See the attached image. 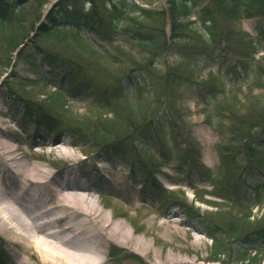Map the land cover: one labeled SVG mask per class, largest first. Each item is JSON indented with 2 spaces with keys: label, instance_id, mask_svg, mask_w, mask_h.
<instances>
[{
  "label": "rangeland",
  "instance_id": "rangeland-1",
  "mask_svg": "<svg viewBox=\"0 0 264 264\" xmlns=\"http://www.w3.org/2000/svg\"><path fill=\"white\" fill-rule=\"evenodd\" d=\"M105 1L107 2V0H99L98 5L101 7ZM136 1L140 4H145L157 14V18L152 21L153 26L165 27L167 34H171L172 20L169 0ZM42 2L43 0H34L26 8V24L23 32L28 34V38L32 37L31 31L36 29L40 17L47 9V5L43 7ZM188 2L193 8V14L189 18L190 21L196 19L198 11L212 5V0H188ZM253 12L255 13L253 17H242L237 21L222 23L224 35L235 33L231 40V43L234 42L233 46L235 48L238 46L236 37H241V30L249 32L255 39L259 38L261 27H264V8L261 9L258 6H254ZM182 21H185V19H182ZM198 26L206 32L203 23L199 22ZM104 27L100 29L99 34L89 33L88 37L91 35L92 40H96L99 46L105 47L104 49L110 45L111 52L118 55L120 60L119 64L106 65L103 63L98 68L92 69L94 75L91 78L97 85L105 88L109 83L113 84L115 82L113 75L116 74V70L127 68V76L130 73L136 74L129 82L141 81L146 90L149 88L152 90L150 95L154 99L157 97L156 95H162L164 98L169 97L171 88L168 89L167 86H162L164 78L161 75L162 72H166L168 66L180 61V56L164 55L158 57L154 64L157 70L154 68L149 74L144 70L146 69L145 64H143V61L145 62L144 50L140 46L129 42L128 38L115 35L109 31L110 29L107 26ZM125 27L122 26L121 29ZM37 43L44 47L55 46V41L49 39H40ZM222 43L226 46L225 42ZM200 44L202 42L197 40V45ZM197 45L192 46L190 51L194 52ZM256 45L260 52L256 57L264 55V42ZM59 48L57 45L55 46L57 52ZM17 51L18 49L12 53L11 59L6 58L0 62V83L5 75H10L0 87V127L7 132V138L14 145L21 144L26 151L29 150V147L38 151L43 149L44 144L52 145L51 143L54 140V142L60 143L64 141L67 143L66 146L75 153L78 160H73L66 155L46 153L43 156L31 157L32 161L43 165L51 172L62 175L68 174L69 176L65 177V181L75 177L79 181L89 184L94 190L93 193L99 203V207L107 215L114 216V221L124 222L131 234L150 246L146 254H141L127 245L122 246L112 240L108 241L105 244L102 256L106 264H264V247L262 249L260 247L255 248L254 244L257 243L253 241L248 244L242 243L249 233L258 231L264 226V204L254 207L249 219L241 220L240 226L244 228L242 230L243 240L241 239V243L236 242V240L231 243L230 241L232 240L230 239L232 238L226 235V239L230 240V246L235 251H240L241 248L242 252H248V256L256 257L257 260L254 263L251 259L236 261L234 253L228 249L227 252L216 257L212 252V241L206 235L207 229H209V224L207 223H212V225L223 224L226 226V230L230 229L232 226L229 225L228 221L236 222L239 218L237 210L232 208L231 203L211 196L206 197L207 200L215 202V204L214 206L197 204L201 212L199 215L206 222L203 224L200 219L186 216L182 208L173 205L169 201L170 198H181L182 203L190 205L194 200L193 185L201 192L212 190V186L203 176H198L196 171L193 172L187 168L180 172V163L176 161L177 150L171 142L170 128L166 120L161 121L165 128L160 131L159 136L156 131L152 132L156 136V141H148L144 133L139 135L138 132L123 130L117 124L116 117L109 114L106 115L105 110H101L99 107H89L91 100L87 102V97L75 90L72 96L68 98V107L63 114L59 115L60 118L58 119L61 123L67 120L68 126L71 127L74 122L84 124L85 128L92 127L95 123L101 126L106 124L109 128H106V130L115 133L113 138L116 141L113 144L122 149L123 153L127 155L126 159L111 156L109 150L96 146L89 136L84 138L83 136L74 135L72 132H66L54 139L44 132L43 128L37 130L36 126L25 118V106L30 103V105L34 106L35 104L40 107L44 104L46 96L37 95L36 92L41 90L33 89L31 81L39 77L42 80H47L41 83L43 84V90L49 92L55 89L54 86H59L67 70L53 64L44 63L41 60L37 61L36 66H34L31 64L30 59L27 58L28 54H25L24 59L17 61L15 64ZM152 54L149 53L148 55L151 56ZM222 58L223 60L217 63L212 61L209 66L202 65L200 60L198 65L194 64L184 71L185 78L176 84V97L172 99L173 110L169 116L176 119L183 127L180 136H178V141L182 143L188 135L194 137L201 146L202 161L213 170H216L219 165L217 145L220 137L213 127L204 121L205 118L201 112L202 103L200 102L199 84L205 81L210 73H216L220 67H225L229 62L238 60V56L234 51L224 53ZM133 66L138 67L133 69ZM131 69L133 70L131 71ZM108 71L110 76L107 78ZM135 71L138 72L135 73ZM15 83L27 86V91L25 93L19 92L17 88L10 91L8 87L4 86V84L9 86V84L15 85ZM31 95L33 96L31 97ZM150 95L146 94L144 100L151 101L152 97ZM234 95H237V100L232 104L241 105L248 97L252 108H256L260 113L261 104L259 101L264 100V88L261 90L256 89L251 93L244 87L243 90L238 91ZM183 105L185 106L182 109ZM168 106L167 103L164 104V101L161 100L159 111L165 109L167 114L170 113L171 110ZM156 110L158 111V109ZM102 112L104 114L101 117L99 113ZM133 113L136 115L137 111H133ZM187 114L188 116L184 118L183 115ZM131 116H134V114L131 113ZM67 130L69 129L67 128ZM146 140L151 143L149 148L142 143ZM161 143H164L162 148V153L165 154L164 160H161L159 155L161 148L158 145ZM258 157L259 154L256 155V158ZM161 161H163L162 164ZM135 162L140 163L142 168L149 171L156 170L154 177L167 190V194L164 191H159L156 196V189L142 183L141 176L135 178L132 175L134 173L132 164ZM67 164L68 167L65 168ZM72 169H75V172H69ZM256 173L250 172L252 180L261 184L263 178L257 171ZM262 185L260 192H264V184ZM19 186H15L12 191L15 192ZM240 189L242 193H251L243 182L237 189L238 193ZM170 190L171 192H168ZM246 212L248 213V211ZM216 213L221 214L220 218L216 216ZM224 213L227 216H223ZM168 216H171L175 229H178L175 234L168 233L162 227V224L169 219ZM213 219L216 221H213ZM62 226L58 224L55 229L58 230ZM27 249V245L22 246L21 243L13 242L0 232V254L5 257L6 263L4 262V264H40Z\"/></svg>",
  "mask_w": 264,
  "mask_h": 264
},
{
  "label": "trees",
  "instance_id": "trees-1",
  "mask_svg": "<svg viewBox=\"0 0 264 264\" xmlns=\"http://www.w3.org/2000/svg\"><path fill=\"white\" fill-rule=\"evenodd\" d=\"M33 1L0 0V62L6 58L11 59L12 53L27 40L28 34L23 32L26 24V8ZM48 2L49 0H43L42 6L44 7ZM98 2L99 0H59L47 14V21L42 22L37 29L36 36L28 39L29 45L20 50L19 59L28 54L27 57L34 66L38 60H42L67 70L55 91H44L42 83L47 80H42L39 76L38 79L31 81L33 89L41 90L37 94L44 95L46 98L44 102L42 101L44 103L42 106L34 104V107H38L34 109L36 113H33V106L30 103L27 104L26 116L40 127L44 126L47 131L55 134L64 132V125L58 118L68 107V98L75 90H78L81 95L89 94L96 106L109 108V112L113 113L125 130L130 128V131L137 132L141 129L138 131L139 134L143 131L152 133L148 130L149 128L154 125L163 126L161 125L163 118L159 116L161 100L169 105L168 108L172 114V99L176 97V84L185 78L184 71L194 64L198 65L200 60L202 65L208 66L215 61L216 56L234 51L238 60L229 63L226 68H221L216 74L210 73L201 89L205 120L221 139L217 148L220 159L217 170L212 171L202 163L199 144L193 137H187L183 143L185 146H181V143L177 141V133L180 132L181 125L175 120H172L170 124L172 130L176 131L172 142L177 148L176 159L181 163L180 169L194 168L213 185L211 192L200 193L196 187H193L196 200L211 203L204 199L206 194L227 200L232 208L237 210V216H239L236 222L228 221L232 226L228 230L223 224L207 223L209 224L207 235L213 240V254L216 257L227 252L228 249L234 253L236 261L251 259L255 263L256 257L248 256V252H242L241 248V252L235 251L230 246V240H227L223 234L241 243L242 230H244L243 226H240L241 220L249 219L250 212L249 214L246 212L249 208L262 203L257 191L260 185L255 188L249 186V189L256 191L255 196L242 193L241 189L238 193L237 189L242 181H247L250 172L257 174V171L264 183V100L259 101L260 113L256 108H252L248 97L241 105L232 103L237 100V95L234 94L243 90L244 86L251 93L256 89L264 88V57L256 58L258 49L254 43L255 39L242 30L241 37H236L238 46L235 48L234 42L231 43L235 33L224 35L222 23L255 16L254 6L263 9L264 0H212V5L198 11L197 18L191 21L189 18L193 14V8L188 0H169L172 20L170 36L165 27L152 25V21L157 18L155 12L137 5L133 0H107L101 7ZM86 3L89 4L88 7ZM199 22L204 24L206 32L199 28ZM103 26H107L115 35L128 38L129 42L144 50L143 64L146 67L144 70L149 74L154 68L157 70L154 64L158 57L180 56V61L168 66L166 72H162L161 75L164 78L162 86L171 88L169 97L156 95L154 99L150 95L152 90L150 88L146 90L141 81L128 83L127 80L132 79L134 73L127 76V68L116 70V74L113 75L115 81L113 87L109 83L102 90L97 85L91 78L94 75L92 69L98 68L103 63L115 65L120 60L118 55L111 52L110 45L104 49L105 47L99 46L96 40H92L91 35L88 37L89 33L99 34ZM122 26L126 27L121 29ZM40 39L55 41L54 45L60 47L58 52L55 46L44 47L38 44L37 41ZM197 40H200L202 44L197 45ZM64 41L66 43L63 44ZM263 41L264 27L261 28L259 38V42ZM222 42H225L227 47ZM195 45H197L196 50L191 52V47ZM149 53L153 54L149 56ZM136 67L138 66H133V69ZM241 69L242 71H239ZM109 76L108 71L107 78ZM4 86L10 91L16 88L19 92L27 91V86L17 83L9 84V86L4 84ZM146 94L152 97L151 101L144 100ZM133 111H137V114L135 115ZM109 112L106 111L105 114ZM131 113L134 116H131ZM103 114L100 113V116L102 117ZM183 116L186 117V115ZM68 124L69 130H65L66 132H72L84 138L89 136L96 146L109 150V154L117 158L126 159L127 155L122 149L113 144L116 141L113 138L115 133L107 131L106 128H109L106 124L101 126L95 123L89 128H85L84 124L78 122H74L72 127ZM150 139L156 141V136L152 133V138L148 141ZM257 154H259L258 158H256ZM162 158L164 159V155ZM135 166L136 163L133 165L136 169ZM140 172L144 171L135 170L137 175H140ZM147 181L155 182L153 176L148 177ZM186 213L192 218L200 219L201 223H206L200 217L199 210L193 206H188ZM216 216L220 218L221 214L218 213ZM223 216H227L226 213ZM213 221L216 220L213 219ZM251 241L257 243L254 244L255 248L264 247V226L257 232L249 233L242 243L248 244Z\"/></svg>",
  "mask_w": 264,
  "mask_h": 264
},
{
  "label": "bare ground",
  "instance_id": "bare-ground-1",
  "mask_svg": "<svg viewBox=\"0 0 264 264\" xmlns=\"http://www.w3.org/2000/svg\"><path fill=\"white\" fill-rule=\"evenodd\" d=\"M6 134L0 127V232L9 240L27 245L40 264H106L102 256L111 240L141 254L149 251L124 222L114 221L99 207L89 184L75 177L65 181L68 174L32 161L46 153L78 160L67 143L53 141L38 151H26ZM168 217L162 227L175 234L178 229ZM57 224L63 226L55 231Z\"/></svg>",
  "mask_w": 264,
  "mask_h": 264
}]
</instances>
